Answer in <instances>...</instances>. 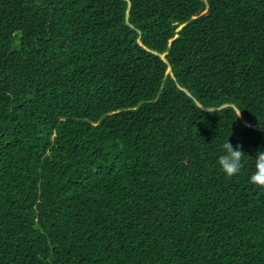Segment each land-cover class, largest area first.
I'll list each match as a JSON object with an SVG mask.
<instances>
[{
  "label": "trees",
  "instance_id": "16d2710c",
  "mask_svg": "<svg viewBox=\"0 0 264 264\" xmlns=\"http://www.w3.org/2000/svg\"><path fill=\"white\" fill-rule=\"evenodd\" d=\"M258 148L264 0H0V264H264Z\"/></svg>",
  "mask_w": 264,
  "mask_h": 264
},
{
  "label": "clouds",
  "instance_id": "9594fccd",
  "mask_svg": "<svg viewBox=\"0 0 264 264\" xmlns=\"http://www.w3.org/2000/svg\"><path fill=\"white\" fill-rule=\"evenodd\" d=\"M245 156L246 153L242 150V145L233 146L227 139L222 143V154L218 156L217 164L227 177L237 176L245 166ZM249 182L264 186V148L257 149L254 171L249 177Z\"/></svg>",
  "mask_w": 264,
  "mask_h": 264
}]
</instances>
